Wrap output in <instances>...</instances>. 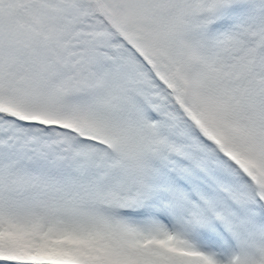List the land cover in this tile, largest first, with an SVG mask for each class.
Masks as SVG:
<instances>
[{"label": "snow or ice", "instance_id": "snow-or-ice-1", "mask_svg": "<svg viewBox=\"0 0 264 264\" xmlns=\"http://www.w3.org/2000/svg\"><path fill=\"white\" fill-rule=\"evenodd\" d=\"M0 264H264V0H0Z\"/></svg>", "mask_w": 264, "mask_h": 264}]
</instances>
